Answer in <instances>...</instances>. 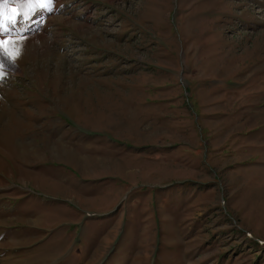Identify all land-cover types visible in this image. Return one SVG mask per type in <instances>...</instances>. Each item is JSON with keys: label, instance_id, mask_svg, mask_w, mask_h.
<instances>
[{"label": "rangeland", "instance_id": "rangeland-1", "mask_svg": "<svg viewBox=\"0 0 264 264\" xmlns=\"http://www.w3.org/2000/svg\"><path fill=\"white\" fill-rule=\"evenodd\" d=\"M54 1L0 79V264H264V0Z\"/></svg>", "mask_w": 264, "mask_h": 264}, {"label": "snow or ice", "instance_id": "snow-or-ice-1", "mask_svg": "<svg viewBox=\"0 0 264 264\" xmlns=\"http://www.w3.org/2000/svg\"><path fill=\"white\" fill-rule=\"evenodd\" d=\"M53 2L54 0H0V79L6 75L4 72L5 60L14 62L20 55L19 49L15 54L9 50V45L13 43V36L23 41V34L29 30L28 22L32 21L38 11L42 9L52 11ZM9 3L18 6L12 7L10 9L12 15L5 19L3 5ZM38 22L42 23L43 21L41 19ZM18 25L20 26L18 27Z\"/></svg>", "mask_w": 264, "mask_h": 264}, {"label": "bare ground", "instance_id": "bare-ground-1", "mask_svg": "<svg viewBox=\"0 0 264 264\" xmlns=\"http://www.w3.org/2000/svg\"><path fill=\"white\" fill-rule=\"evenodd\" d=\"M3 8H4V16H5V19H6L8 17L7 15L11 14V12H8L7 4L6 5H3ZM6 12H8L7 15H6Z\"/></svg>", "mask_w": 264, "mask_h": 264}]
</instances>
